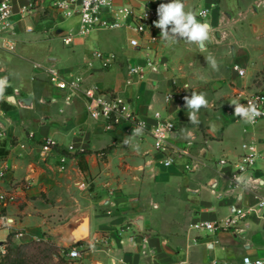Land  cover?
Segmentation results:
<instances>
[{"label": "crops", "instance_id": "crops-1", "mask_svg": "<svg viewBox=\"0 0 264 264\" xmlns=\"http://www.w3.org/2000/svg\"><path fill=\"white\" fill-rule=\"evenodd\" d=\"M12 1L14 48L0 45V79L7 77L0 95V169L7 167L0 175V193L13 194L15 200H0V250L8 239H48L69 246L73 229L87 217L89 234L75 246L82 253L69 257L70 264H243L245 256L264 260V207L257 206L264 197V119L250 124L227 112L245 94L264 91V0H182L185 12L211 26L203 46L161 37L148 47L144 40L132 46L130 38L138 37L133 30L96 28L76 36L71 51L62 54L41 41L76 33L78 17H72L76 30L66 31L50 0H40L26 16L19 11L32 0ZM115 2L144 8L150 0ZM204 7L210 10L202 18L197 12ZM94 49L115 52L117 62L102 67L92 56ZM209 55L218 70L206 61ZM149 60L156 69L146 67ZM129 63L145 67L143 79L128 82ZM235 63L245 69L244 76L233 69ZM48 67L68 79L80 78L79 87L59 88ZM90 86L130 100L150 125L156 111L172 118V165L162 164L163 154L148 131L133 136L127 123L105 130L104 121L90 115L84 93ZM171 90L181 99L167 101ZM192 92L203 93L207 101L197 112V123L189 121L183 99ZM24 98H31L30 103ZM47 137L56 146L45 152ZM125 138H130L128 144ZM71 144L75 149L68 150ZM250 152L254 163L243 182L233 186L234 166L219 161ZM234 206L254 208L238 229L191 227L198 220L224 221ZM102 232L108 242L85 249Z\"/></svg>", "mask_w": 264, "mask_h": 264}, {"label": "built area", "instance_id": "built-area-1", "mask_svg": "<svg viewBox=\"0 0 264 264\" xmlns=\"http://www.w3.org/2000/svg\"><path fill=\"white\" fill-rule=\"evenodd\" d=\"M40 0H32L29 4L23 5L19 11L21 16L30 14L36 3ZM160 3H169L168 0H150L144 8H137L129 4H116L115 0H50V7L54 12L63 18H71L77 16L79 19V28L76 33H63L62 40L66 45H73L76 36H86L96 28L100 29H129L138 34V37H131L130 44L132 46H140V40H144L145 46H149L151 42L161 37V30L154 25V21L158 20L157 8ZM210 8L204 7L197 12L199 17H206ZM14 4L12 0H0V45H4L9 49L14 48L12 37L15 34V23L12 21L14 15ZM94 59H97L101 66L108 68L115 64L118 55L112 51H104L94 49L92 52ZM89 65L92 64L90 60ZM40 63H35V67H40ZM146 67L156 69L154 61L149 60ZM233 69L240 75L244 76L246 71L239 64H233ZM127 70L131 78L128 82L133 83L139 81L145 76V67L129 63ZM47 71L50 74L51 81L61 89L74 90L79 87L80 78L68 79L63 76L55 67H48ZM86 97L89 99L90 115L96 119L104 121L105 130L114 131L122 123H127L126 131L133 135V129L142 127L143 131H148L154 140L155 148L163 154L162 164L170 166L173 163V151L170 148L169 139L176 130L175 121L169 116L160 111L154 113V122L150 125L142 118L131 101L125 99L115 93L100 90L96 86H90L84 90ZM67 97V101L70 100ZM167 101L180 100L181 95L178 91L171 90L165 94ZM249 101L257 105L258 109L264 113V91H257L242 96L238 102L248 105ZM227 112L234 120H241L234 115V106L229 104ZM264 119V115L255 118V124L259 120ZM52 137H47L43 140V150L50 151L55 144ZM22 146H24L22 144ZM247 144H243L247 148ZM70 150L75 149L74 145H69ZM85 149L81 148V151ZM1 160V159H0ZM255 160V153H246L240 159L230 161L220 159L221 164L230 163L234 166V170L230 175V181L233 186H239L243 182V174L249 170ZM61 168L65 167L66 157L63 155L60 159ZM190 164H186V168H190ZM5 166L0 169V175H4ZM0 200L3 202H11L15 200V196L9 193H0ZM258 207H264V197L259 198ZM254 208L234 206L230 215L224 221L198 220L191 224V227L196 230L221 231L228 229H238L249 211ZM108 242L107 234L98 233L88 240L85 244V249H95L100 245ZM82 251L73 247L67 253L70 258L81 256ZM123 262V260H121ZM208 264H216L211 262ZM243 264H264L262 259H252L249 256L243 258Z\"/></svg>", "mask_w": 264, "mask_h": 264}, {"label": "clouds", "instance_id": "clouds-1", "mask_svg": "<svg viewBox=\"0 0 264 264\" xmlns=\"http://www.w3.org/2000/svg\"><path fill=\"white\" fill-rule=\"evenodd\" d=\"M158 20L154 21L155 27L161 30V38L164 40L179 41L185 40L189 43H196L203 46L210 40V24L201 23L196 19V15L191 12H185L182 0H171L169 3H160L157 8ZM171 26V27H170ZM206 61L211 64L213 69L218 70L215 59L209 55ZM7 83V77L0 79V95L3 94ZM185 106L189 110V121L197 123V112L202 106H207V101L203 93L192 92L191 97L185 96ZM234 115L243 119L246 123H254L255 118L264 115L257 105L249 101L248 105L233 101ZM142 127L133 129V136L142 134ZM130 138H125L124 143L128 144Z\"/></svg>", "mask_w": 264, "mask_h": 264}, {"label": "trees", "instance_id": "trees-1", "mask_svg": "<svg viewBox=\"0 0 264 264\" xmlns=\"http://www.w3.org/2000/svg\"><path fill=\"white\" fill-rule=\"evenodd\" d=\"M54 146H56V144H54ZM43 240L44 239L31 240L20 243L16 247H9L8 244L10 240L8 239L5 242V251H0V264H39L37 257H40L41 252L44 253V255H49V253H51V250L53 252L57 250L56 245L46 243ZM77 244L78 243H72L69 246H60V248L65 253H68L69 250L75 247ZM53 252L51 253V255L53 254Z\"/></svg>", "mask_w": 264, "mask_h": 264}, {"label": "rangeland", "instance_id": "rangeland-1", "mask_svg": "<svg viewBox=\"0 0 264 264\" xmlns=\"http://www.w3.org/2000/svg\"><path fill=\"white\" fill-rule=\"evenodd\" d=\"M63 18V17H62ZM62 28L66 31H74L77 28V25L74 22V19L71 18H63V23H61ZM48 44L53 48V52L57 53V54H62V53H68V51H71V47L72 45H65L62 41L61 38H53L52 40H49L47 42V40L45 41L44 39H42L41 41V45H44V48L48 46ZM68 150H70L69 148H67ZM46 243H50V244H54L57 246V250L55 252H53L51 250V253L53 252V254L51 255V253H49V255H44V253L41 252L40 257H37L39 264H70V258L68 257L67 253H65L61 248L60 245H57L55 242L48 240V239H44L43 240ZM20 243L23 242H18V241H10L9 242V247H16L18 246ZM6 249V245L5 247H3V251L0 250L1 252H4Z\"/></svg>", "mask_w": 264, "mask_h": 264}, {"label": "water", "instance_id": "water-1", "mask_svg": "<svg viewBox=\"0 0 264 264\" xmlns=\"http://www.w3.org/2000/svg\"><path fill=\"white\" fill-rule=\"evenodd\" d=\"M23 101L26 104H29L31 98H24ZM88 234H89V222H88V218L85 217L83 221L72 231L74 243L81 242L83 239H85V237H87Z\"/></svg>", "mask_w": 264, "mask_h": 264}]
</instances>
